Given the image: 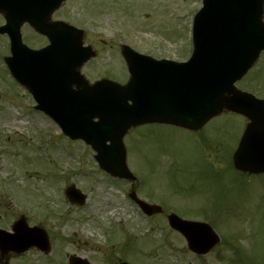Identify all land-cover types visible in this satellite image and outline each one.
<instances>
[{
	"label": "rangeland",
	"instance_id": "374dc122",
	"mask_svg": "<svg viewBox=\"0 0 264 264\" xmlns=\"http://www.w3.org/2000/svg\"><path fill=\"white\" fill-rule=\"evenodd\" d=\"M197 1L67 0L53 20L86 29L83 39L95 51L82 67L90 82L111 78L124 84L129 74L123 41L158 58L183 60L190 55V28L201 6ZM26 27L24 36L31 45L46 42ZM4 41L0 38V227L10 229L25 215L30 225L47 229L53 246L52 254L33 249L10 264H66L72 253L93 264H112L109 258L132 264H264V174L233 178L222 167L223 160L230 164L246 118L226 112L206 128V138L229 143L227 148L206 144L211 165L217 171L222 167V176L211 173L210 178L202 174L211 167L199 139L203 130L192 133L170 123H151L134 127L125 136L139 197L163 204L167 212L212 221L221 235L209 253L196 255L165 215L149 218L139 211L128 196L129 182L105 173L90 146L68 138L52 119L35 110L33 97L3 62ZM238 85L264 95V52ZM71 183L87 195L84 205L72 204L65 196ZM221 191L222 202L216 200ZM201 205L209 211L215 205L228 208L215 217L204 213ZM109 242L119 245L107 246ZM236 246L241 247L238 255Z\"/></svg>",
	"mask_w": 264,
	"mask_h": 264
},
{
	"label": "water",
	"instance_id": "95a60500",
	"mask_svg": "<svg viewBox=\"0 0 264 264\" xmlns=\"http://www.w3.org/2000/svg\"><path fill=\"white\" fill-rule=\"evenodd\" d=\"M226 1L205 0L204 8L196 17L195 52L188 63L156 62L125 50L132 71V80L126 86L111 81L92 87L87 84L79 70L87 59L79 31L74 33L75 41L68 38L72 43L67 42L62 52L68 62L62 64L58 73L45 72L41 80L29 64L24 67L11 61L10 67L16 77L34 91L39 108L51 114L66 133L74 138L83 137L93 145L103 168L129 177L122 138L132 125L158 121L196 129L224 106L245 113L257 124H264L261 117L264 102L237 91L233 85L264 48V0H256L246 21L241 19L238 9L223 4ZM29 6L28 2L17 5L22 17L19 26L23 19L29 18ZM244 15L242 12L241 16ZM219 18L222 20H217ZM68 28V33H73L71 27ZM18 46L23 47L20 35L14 40L13 49ZM74 85L79 91L73 89ZM94 117L100 120L94 121ZM253 127L247 133L250 137ZM258 142H248L244 150L236 154L238 168L264 171V142ZM69 193L72 200L83 202L84 196L79 195L74 186L69 187ZM169 221L172 227L184 233L189 247L196 252L206 253L219 242L218 235L208 224L186 221L176 214L169 215ZM13 229L14 234L0 230L2 259L8 260L11 251L21 253L34 245L49 251L43 229H33L42 238L32 237L25 218L16 221Z\"/></svg>",
	"mask_w": 264,
	"mask_h": 264
}]
</instances>
